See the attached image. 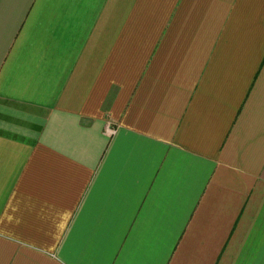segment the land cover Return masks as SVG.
<instances>
[{
  "label": "crops",
  "instance_id": "0c3cea01",
  "mask_svg": "<svg viewBox=\"0 0 264 264\" xmlns=\"http://www.w3.org/2000/svg\"><path fill=\"white\" fill-rule=\"evenodd\" d=\"M0 264H264V0H0Z\"/></svg>",
  "mask_w": 264,
  "mask_h": 264
},
{
  "label": "built area",
  "instance_id": "2783aa9c",
  "mask_svg": "<svg viewBox=\"0 0 264 264\" xmlns=\"http://www.w3.org/2000/svg\"><path fill=\"white\" fill-rule=\"evenodd\" d=\"M109 133L113 134V133H115V131L112 129H109Z\"/></svg>",
  "mask_w": 264,
  "mask_h": 264
}]
</instances>
